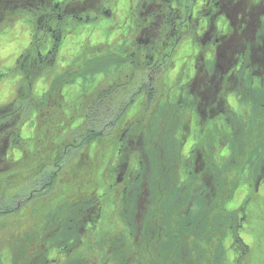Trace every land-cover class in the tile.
Listing matches in <instances>:
<instances>
[{
	"label": "trees",
	"instance_id": "trees-1",
	"mask_svg": "<svg viewBox=\"0 0 264 264\" xmlns=\"http://www.w3.org/2000/svg\"><path fill=\"white\" fill-rule=\"evenodd\" d=\"M94 1L82 0L81 3L84 4L86 10L90 8L91 11L96 3ZM98 1V14L111 15L108 10L101 11L102 2H106V0ZM197 1L199 0H140L138 24L141 35L145 36V42L143 41L145 45L137 47L133 54L126 59V62H130L131 65L129 69H132L128 75L139 73L142 77L138 83L133 80V83L138 84L137 90L134 94L126 95L121 99L118 109H115L114 105L109 102V93H101L98 98L99 106L95 105V100L91 105L95 115H90L91 111L87 112V122L82 123L81 131L74 130L73 144L76 141L81 144L76 143L69 147L68 144L66 145L69 136L65 134L62 138L60 135V131L64 132L66 129H51L52 126L47 123L45 131L48 132L47 136L45 133L43 134L42 145L38 144L41 140L37 139L34 149L26 152L24 164L28 165L27 168L32 165L29 171H31V176L33 174L34 176L31 179L41 180L43 185L32 189L34 191L26 190V198L20 202V205L8 210L10 215L19 214L14 222L9 223L11 227L23 226L18 230L17 235L27 233L26 240L20 237L13 240L12 228L8 231L5 230L1 236V245H5V248L9 247L11 252L13 251V264L21 262L24 254L30 260L28 264H35L38 260L42 264H53V259H50L53 250L54 254L63 251L66 258L72 257L69 264H195V257L200 264H225L226 252L221 248L222 235L228 234L232 227L228 232L226 229L223 232L221 227L227 228L224 225H227L231 220L234 221L235 213L230 214L221 208L220 204H215L214 199L218 197V188L224 183V179L233 178L235 180L237 175L231 176V172L222 174L224 171H218L219 167L214 162L215 153L209 148L207 151L203 147L200 148L198 143L194 147L196 152L194 166H191V162L185 164L181 159L180 150L174 149L171 143L169 146L161 144L164 149L163 154L158 152L154 157L148 152L150 158L145 157L148 160L147 163L157 171L166 169V175L158 181L157 185L160 184V187L157 186V190L153 191L150 185L148 189L145 188L147 175L145 176L142 169L139 171L141 177H145L142 183H139L137 192L124 191L125 200L119 203L118 209H115L117 210L115 212H120L122 215H120L121 218L119 217L121 226L118 223L116 228L115 226L109 228V241L106 236L98 234L97 243L93 245L96 240L92 238L93 234L88 239L85 237V230L92 229L93 218L103 210V194L99 183L95 181L96 161L92 162L87 159L88 164L84 165L83 170H79L82 174L81 181L77 178L79 188L76 189V195L72 193V196H68L66 194L60 198L53 196L54 192L59 190L61 179L59 173L63 170L62 168L58 172L55 171L54 164L63 157L65 160L78 157L83 153L81 148L86 149L93 142L109 140V135H106L108 127H110L109 122L114 124L117 120H121L126 109L133 104L134 98L144 96L145 102L150 106L149 99L153 100L156 97V95L152 97V90H156V85L149 80L150 78H147V75L153 72L157 74L158 68L159 72L166 74L170 71L166 64L167 61H170L168 58L176 51L180 40L198 27L200 17L208 18L210 24L207 30L202 33V39L199 38V41L205 50L214 47L215 61L209 68L201 54L195 75L189 83L188 94L192 95V106L197 116L203 123H209L216 121L222 114L229 115L231 110L228 96L232 93L241 94L244 98L239 95V100L249 99L248 102L253 105L254 112L258 113V115L255 114L249 118L247 122L250 123L255 137L264 141V126H255L256 116H259L260 121L264 123V9L253 17H249L251 10L250 7H245V3L249 1L250 5L253 0H205L203 11L195 16L194 8ZM152 4L155 5L151 6ZM67 7L65 4L54 3V0H0V26L8 24L9 19L22 16L25 12L31 13L37 21L36 32L32 34L30 47L16 63L18 70L25 76L24 91L20 90L19 97L14 102L0 106V158H3V162H11L7 155L4 156L5 149L21 147L20 142L22 141L19 135L22 124L20 125V118L24 115L28 116L31 108H36L39 117L43 115L47 120L51 116L47 112H50L53 107H62L63 101L72 93L65 94V80L57 81L55 79L52 88L44 94L47 98L35 100L32 96L35 81L43 75L45 69L52 67L55 63L56 52L64 37L63 31L58 28V25L63 23L64 18L60 19L54 16L57 12L64 16L62 11ZM74 8L77 7L74 6ZM141 10L142 14H145L143 17L140 13ZM78 12L80 13L81 9L75 10L72 16L82 21L89 20L88 16H79ZM223 15L231 26L230 34L224 36L216 26L217 18ZM190 29L191 31H189ZM49 36H51V44L49 49L44 52L43 47ZM208 41L210 42L207 43ZM159 44L161 45L158 46ZM148 49L152 50L151 54L147 53ZM157 57H161L159 61ZM154 60L156 62H153ZM93 61L83 60L78 63L80 71L75 70L73 74L82 76L85 73L96 72L90 69V63ZM1 77L2 75H0V79ZM127 79V82L123 83V87H121L123 90L130 77ZM164 79L167 84V76ZM77 80H72V85ZM133 83L131 81V84ZM112 87L110 86V89L114 93L116 88ZM82 97L84 96L76 97L74 100L77 101ZM168 98L166 97V100ZM156 101L157 99L154 100V102ZM105 102L106 104H104ZM60 113L63 116V112ZM109 116H111L110 121ZM187 121H189L188 118ZM102 122H104L103 125ZM96 125H102L98 132L91 129L96 128ZM233 125L232 136L237 132V126L235 123ZM84 129L85 133H83ZM184 130H188V122L185 124ZM248 136L249 133L244 130L239 131V138L243 139V145L239 149L234 146L233 154L230 155L229 160V164L232 166L240 158L239 168H241V165H244V155L249 156V160L252 159L255 151L250 149V144H245ZM119 137L120 139L124 138L121 134ZM128 139H130L129 136ZM157 139L153 140V144L160 148L161 142L158 143ZM61 142L64 144L62 149H60ZM65 149L69 150L65 151ZM70 150L73 151V155L69 157ZM131 154H129V158H132V163H135L136 159L140 157H137V153ZM126 159L128 158L126 157ZM12 161V166L18 163ZM50 163L49 168L44 167ZM137 164L139 163L134 164L133 167L135 168ZM58 167L60 168L61 165ZM134 168L131 170L134 171ZM169 171L172 173L171 175L167 174ZM75 172H71V180L68 183H71L70 185L75 183ZM188 174L191 175L190 178H188ZM14 176L16 177L17 174ZM181 176L186 178L183 183L180 181ZM261 176L264 179V171ZM192 179L195 181L193 182ZM20 180L19 178L14 182L18 184L22 182ZM20 187L17 186L13 193L21 192ZM71 190L73 189H70V192ZM154 193L156 194L155 204L151 202ZM50 194H53L52 198ZM41 198H44L45 201H41ZM145 199H147L146 202ZM132 200L136 204H133ZM206 204L210 206L211 211L220 205L218 206L219 213L214 215V221L219 228L212 233L209 229L213 225L208 221V214L205 213ZM4 210L5 208H1V211ZM109 210L113 211L111 206H109ZM149 211L151 213L147 214ZM124 215L126 220L122 221ZM84 224L87 227L82 230ZM106 231H108L107 228ZM137 237L140 240L139 245H136ZM112 240H118L113 245L115 250L112 249L110 243ZM14 241L17 243L16 245L13 243ZM237 242L247 249L241 239L237 238ZM205 243L206 246L203 247ZM210 243L215 245V249L210 247ZM189 244H191L190 249ZM80 247L83 249L77 255L75 252ZM118 247L120 248L118 249ZM113 251H117V253L113 254ZM18 253L22 256L20 261H18ZM0 264H4L1 259Z\"/></svg>",
	"mask_w": 264,
	"mask_h": 264
},
{
	"label": "rangeland",
	"instance_id": "rangeland-1",
	"mask_svg": "<svg viewBox=\"0 0 264 264\" xmlns=\"http://www.w3.org/2000/svg\"><path fill=\"white\" fill-rule=\"evenodd\" d=\"M81 1L82 0H54V3L57 2L68 6L64 10L65 12L62 11L64 16L58 12L54 16L60 19L64 18L62 21L63 23L58 25V28L63 31L64 37L62 44H60L56 52L57 55L54 65L45 69L43 75L34 83L32 90L33 99L41 100L46 97L44 94L47 90L52 88V83L55 79L57 81L63 79L66 84L64 92H69V89H72V93H65L69 94V96L63 101L62 107H53L52 110L50 109V112H47L51 114L50 118L47 120L44 119L43 115L39 117L36 108H31L28 116L24 115L21 117L19 120L20 125L22 124L19 135L22 141L20 142L21 147L15 149L8 148L3 152L4 156L7 155L12 163V160L18 163L12 166L11 162H3V158H0V240H2L1 236L3 232L11 228L13 240L19 237L25 240L27 239L26 232L17 235L18 230L23 228L22 225H19L20 227L18 226V228H16L17 225L14 227L10 226L9 223L14 222L16 216L19 214L17 213L16 216L14 214L10 215L8 210L14 207L17 208V206L20 205V202L26 198V190L30 189L34 191L32 189L43 185L41 180L31 179V177L34 176V174L31 176V171H29L32 165L27 168L28 165L24 164V155L27 154L26 152L30 151L31 148L34 149V144L37 139L41 140L38 144L42 145L41 143L44 140L43 134L48 132L45 131L47 123H50L52 126L51 129H66L64 132L59 131L62 138L65 134L69 136L68 142H66V145L68 144L69 147L76 145V143L81 144L79 141L73 144L72 138H74V130L76 132L81 131L80 128H82V123L87 122V112L91 111L90 115H95L91 106L94 100L96 102L95 105L99 106L98 98L100 94L109 93V102L114 105L115 109H118L121 105V99L126 95L130 96L134 94L138 88V84L136 85V83H138L140 79L142 80L139 73L128 75L132 69H129L131 67L129 64L130 62H126L127 57L133 54L137 47L139 48L140 45H145V43H143V41L145 42V36L141 35L140 25L138 24L140 0L103 1V8L101 11H103V9L108 10L111 15L98 14V0L94 1L96 3L93 5L91 11L89 10L90 8L86 10ZM154 5L155 4H152L151 6ZM74 6L77 8H74ZM204 6L205 0L197 1L194 8V15L196 16L199 12L203 11ZM193 7L194 5L191 8L192 13ZM245 7H250L251 15H249V17H253V15L258 14L264 9V0H253L250 5L249 1H247ZM78 9H81L82 12H78L79 16H88L89 21L81 22L82 20H78V18L72 16L75 10L77 11ZM140 13L142 17L145 15L142 14V10ZM49 15L51 16V13ZM198 20V27L180 40L176 51L168 58L170 61H167V63L165 62L170 71L166 74L164 72H159L158 68L157 74L153 72L147 75V78H150L149 80L156 85V90H152V97L155 95L156 97L153 98V100L149 99L148 104L150 103V106L147 105V102L139 100V98L137 102H133L136 103V105L132 104L126 109L125 115L121 120H117L114 124L109 122V126L112 125L108 127L106 133V135H109V140L93 142L86 149L82 147L83 153L78 157H73L70 160H65L63 157L58 161L56 160L57 162L54 164L55 171L57 170L58 172V170L62 168L63 170L59 173V176L61 175L60 186L58 185L59 190L55 191V194L53 193L54 195H52L55 196L54 198H60L66 194L72 196V193L76 195V189L79 188L77 178L80 180L82 174L79 170H83L84 165L88 164V162H86L87 159L92 162L96 161L97 174L95 181L99 183L103 194V210L100 216L95 218L96 221L91 226L92 229L85 230L87 226L84 224L82 230L84 228L86 232L85 237L87 239L89 236L92 237V234V238L98 239V234H101L102 236H106V239L109 241V228L114 226L116 228L121 218V213L115 212L117 211L115 209L120 207L117 200L119 189L122 193L125 187L128 188L127 179L129 171L134 168V164L138 163L139 160H144V164L141 168L135 167L136 172L142 169L145 176L147 175V178H145L147 182L145 188L148 189L150 185L153 191H156L157 186L160 187V184L157 185L158 181L161 177L166 175V169L157 171L151 164L147 163L148 160L145 157L150 158L148 152L153 154L154 157L158 152L163 154V146H169L171 143L174 149L180 150L181 159L184 163L190 164L191 162V166H194V157L196 156L194 147L195 144L198 143L200 148L203 147L206 151L209 148L215 153L216 158L214 162L215 165L219 167L218 171H224L222 174L231 172V176L237 175L235 180H233V178L230 180L224 179V183L218 188V197L214 199L215 204H220L222 206L221 208H224L232 215L235 213V226L234 221L231 220L227 225H224L227 228L221 227L222 231L226 229L227 232L230 227H232L228 234L222 235L223 242L221 248L226 252L225 264H264V179H262L261 176V173L264 171V141L255 137L250 123L247 122L248 119L256 113L254 112L251 102H248L250 101L249 99L239 100L240 96L244 98L241 94H239V96L236 93H232L228 96V103L231 110L229 115L226 113L222 114L216 121L209 123H203L201 118L197 116L192 106V95L188 94L189 83L195 75L201 54L204 57L205 64L209 68H211L215 61L214 47H209L205 50L199 41L202 33L207 30L210 20L206 17H200ZM216 22V26L222 36L230 34L231 26L224 15L219 16ZM7 23L8 24H2L0 26V75H2L0 79V105L2 106L14 102L19 97L20 90L22 89L24 91L26 85V82H24L25 76L18 70L16 60L20 54H24L28 50L31 35L33 32H36L37 21L31 13L25 12L22 16L9 19ZM189 31H191V29ZM209 42L210 41L207 43ZM50 44L51 36L48 37L43 47L44 52L49 49ZM160 45L161 44L158 46ZM151 52L152 50L148 49L147 53L151 54ZM160 58L157 57V60L159 61ZM83 60H94L90 63V69L96 72L91 74L85 73L82 74V76L73 74L75 70L80 71L78 63ZM153 62H156V60ZM165 75L168 80L167 84L164 79L166 77ZM128 77H130V80L123 90L121 87H123V83L127 82ZM151 77H153V79H151ZM72 80L77 81L72 85ZM133 80H136V83H133ZM131 81L133 84H131ZM110 86L116 88L114 93L110 89ZM81 96L84 97L77 101L74 100L76 97ZM166 97L169 98L166 100ZM155 99H157L156 102H154ZM104 104H106V102ZM61 111L63 112V116L60 113ZM256 115H258V113ZM187 118L189 121H187ZM110 119L111 116H109V121ZM104 122H102V125ZM140 122L143 123L142 126ZM187 122L188 130H184V126ZM233 123L237 126V132L234 136L231 135L234 126ZM131 124L135 125L136 130ZM102 125H96V128L91 129L98 132ZM260 125L264 126V123L260 121L259 116H256L255 126L258 127ZM126 126L132 127L134 131L130 133L131 129L127 128V133H123V129H125ZM240 130L249 133V136L245 140V144H250V149L255 151L250 160L249 156L247 157L244 155V165L242 164L241 168H239L241 162L240 158L234 162L233 166L229 164L230 155L232 156L233 154L234 146L239 149L243 145V139L239 138ZM49 133H51V131H49ZM83 133H85V129ZM119 134L123 135L124 138L120 139L119 136L116 138ZM45 136H47V134ZM128 136L130 139H128ZM154 139H157V141H159L158 143L161 142L160 148L153 144ZM23 144L24 146H22ZM62 146L64 147L63 142L60 143V149L63 148ZM76 149L78 150L77 146ZM68 150L65 149V151ZM72 152V150L69 151V157L73 155ZM134 153H137V157L140 158H137L136 162L132 163L133 159L129 158V154L133 155ZM126 157L128 158V162L124 164L125 173L123 176L120 175V178H126V181L123 182L119 180L118 174L121 171L123 161ZM184 163L182 164L185 165ZM60 165L61 167L59 168L58 166ZM14 166H16V168H13ZM48 166H51V163L44 167L49 168ZM74 171L77 172L74 173L75 183L70 185L71 183H68L71 180V172ZM14 174H17L22 182L18 184L14 182L19 179L17 176L15 177ZM167 174L171 175L172 173L169 171ZM188 175V178H190L191 175ZM180 181L183 183L186 181V178L181 176ZM192 181L194 182L195 179H192ZM116 183L117 185H115ZM17 186H21L19 189L21 192L15 194L16 191L13 193V190ZM70 189L73 190L70 192ZM52 195L50 196L51 198ZM40 200L45 201L44 198ZM144 201L146 202L147 199ZM151 202H153V204L156 202L155 193L153 194V200H151ZM109 206H111L113 211L109 210ZM218 206L214 211L210 210L209 205L206 204L205 206V210L207 209L205 213L208 214V221L213 225L210 226L209 229L211 233L219 228L218 224L214 221V215L219 213ZM1 208H5V210L1 211ZM2 212L4 213L3 216ZM149 213H151V211L147 212V214ZM119 226H121V223ZM106 228L108 231H106ZM237 238L242 240L247 249L240 246L239 242H237ZM97 239L93 242V245L97 243ZM13 243H15V241ZM16 244L17 243H15V245ZM139 244L140 240L138 238L136 240V245ZM190 245L191 244H189L188 247ZM204 246H206V243L203 244V247ZM214 246L210 243V247L215 249ZM200 247L202 246L200 245ZM119 248L120 247H118V249ZM82 249L83 248L80 247L75 253L77 255L80 254ZM53 251L50 254V259H53L54 262L53 264H69L72 257L66 258L63 251L58 253L55 252V254ZM115 253L117 252L113 251V254ZM244 253L247 255H243ZM16 254L15 252V256ZM12 257L13 251L11 252V248H5V245H1L0 243L1 261L4 264H13L14 258ZM17 257L18 261H20L22 256L18 253ZM29 261L30 260H28L27 256L24 254L21 262L16 264H28ZM57 261L59 262L57 263ZM194 262L195 264H200L196 257ZM35 264L42 263L38 260Z\"/></svg>",
	"mask_w": 264,
	"mask_h": 264
},
{
	"label": "flooded vegetation",
	"instance_id": "flooded-vegetation-1",
	"mask_svg": "<svg viewBox=\"0 0 264 264\" xmlns=\"http://www.w3.org/2000/svg\"><path fill=\"white\" fill-rule=\"evenodd\" d=\"M110 126H112V125H110ZM131 126L136 130V127H135V125H133V124H131ZM132 127H129L130 129H131V131H130V133L131 132H133L134 130H133V128ZM127 128L128 127H126L125 129H124V132H125V134L127 133ZM126 130V131H125ZM123 132V133H124ZM127 162H128V159H124V161H123V164H122V168H121V171H120V173L118 174L119 175V180H122L123 182H125L126 181V178H120V175L121 176H123L124 175V173H125V169H124V164H127ZM138 163L139 164H137L136 165V167L138 168H141L142 167V165H143V163H144V160L142 159V160H139L138 161ZM129 171V170H128ZM132 170H130L129 171V175H128V179H127V187L128 188H126L125 187V189H124V191L126 192L127 190H132V192L134 193V192H137L138 190H139V183H142V181H143V178L141 177V174H140V172L138 171V172H136V168L134 169V171H132ZM141 171V170H140ZM130 172H131V174H130ZM132 177V178H131ZM131 178V179H130ZM144 184V183H143ZM115 185H117V183L115 184ZM114 185V186H115ZM124 191L121 193L120 192V189H119V194H118V196H117V200H118V202L120 203V202H122V201H124L125 200V193H124ZM133 201V204H136V202L134 201V200H132ZM102 212V211H101ZM101 212H98L96 215H95V217L93 218V223L96 221L95 220V218L96 217H99L100 216V214H101ZM122 216V215H121ZM123 220H126V217H125V215L122 217V221ZM93 223H92V225H93ZM121 238V237H120ZM119 240V239H118ZM118 240H112L110 243H111V245H112V249L113 250H115L114 248H113V245H114V242L115 241H118ZM115 252H117V251H115Z\"/></svg>",
	"mask_w": 264,
	"mask_h": 264
},
{
	"label": "crops",
	"instance_id": "crops-1",
	"mask_svg": "<svg viewBox=\"0 0 264 264\" xmlns=\"http://www.w3.org/2000/svg\"><path fill=\"white\" fill-rule=\"evenodd\" d=\"M30 42V41H29Z\"/></svg>",
	"mask_w": 264,
	"mask_h": 264
}]
</instances>
